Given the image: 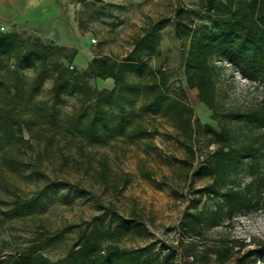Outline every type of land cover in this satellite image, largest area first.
<instances>
[{
    "label": "rangeland",
    "instance_id": "1",
    "mask_svg": "<svg viewBox=\"0 0 264 264\" xmlns=\"http://www.w3.org/2000/svg\"><path fill=\"white\" fill-rule=\"evenodd\" d=\"M6 1V0H5ZM4 0H0V3ZM41 8L42 19L24 20L22 16ZM204 0H7L0 6V31L16 30L54 42L74 54L69 68L83 70L94 57H109L119 62L130 57L134 42L146 34L153 41L141 52L143 62L160 68L167 76V95L180 98L192 108V136L173 119L164 104L148 108L145 84L148 76L129 78L139 85L136 102L126 105L129 124L122 135H113L104 143H90L67 126L75 115L76 96L64 95L58 105L55 122L48 124L37 115L40 106L50 98L51 72L41 90L32 93L31 70L22 71L19 94L27 104L14 124V134L0 143V257L5 258L35 244L51 260L78 242L79 233L92 223H113L106 209L123 217L139 220V230L131 229L116 243L120 248L144 247L162 251V246L196 242L191 264H217L213 249L229 243L233 250L244 243L243 250L260 252L257 264L264 262V207L235 215L231 223L208 228L200 236L181 234L177 226L196 190L211 180L208 155L214 144L208 142L203 123L216 126L211 111L198 99L197 90L188 88L182 72L179 42L173 33L178 10L192 27L207 23ZM36 8V7H35ZM6 10V13L4 12ZM216 89L220 107L238 112L259 108L261 89L245 88L238 73L225 56L216 57ZM99 89L113 87L111 79H91ZM12 78L0 70V97L7 96L5 87ZM117 113L116 108L112 110ZM26 120L25 121H23ZM144 125L149 134L132 138L130 130ZM235 126L239 141L252 143L259 149L260 171L264 178V129L255 122ZM190 149L194 152L191 157ZM107 165L105 178L102 163ZM248 177L241 175L242 182ZM50 186L40 202L27 201ZM208 201L203 197L200 205ZM264 206V205H262ZM107 241L102 242L105 246Z\"/></svg>",
    "mask_w": 264,
    "mask_h": 264
},
{
    "label": "trees",
    "instance_id": "2",
    "mask_svg": "<svg viewBox=\"0 0 264 264\" xmlns=\"http://www.w3.org/2000/svg\"><path fill=\"white\" fill-rule=\"evenodd\" d=\"M204 1L207 23L193 28L184 19L185 12L178 10L173 25L186 86L197 90L199 101L211 111V118L216 122V126L198 123L208 142L215 146L206 166L211 180L196 190L177 226L179 233L193 237L224 222L231 223L240 212L264 207L259 149L252 143L239 141L234 126L255 122L264 129V97L259 101V108L250 112L220 107L213 61L225 56L231 67L237 68L243 76L264 81V0ZM153 39V34L137 38L130 57L123 62L94 57L85 69L77 70L69 68L74 54L69 56L65 47L37 36H23L16 30L0 31V70H5L12 78V86L5 87L8 95L0 97V143L14 134V124L18 125L17 119L25 111L27 102L19 94L24 70L34 72L30 84L32 93L41 90L51 72V100L38 108V117L53 124L64 95L73 94L77 105L67 126L90 143H104L113 135L125 133L129 124L125 107L136 102L135 93L139 89L138 83L129 78L131 74L151 78L145 84L149 95L147 107L164 104L166 110L172 112L173 119L192 136L195 131L193 111L184 102L185 89L179 88L180 98H170L166 93V74L142 61L141 52ZM91 79H111L113 87L99 89L91 85ZM113 108L117 111L115 115ZM129 134L139 138L149 134V130L138 124ZM189 151L193 158V150ZM106 173L107 165L103 162L101 176L105 178ZM241 175L247 176L248 181L243 183ZM49 190V185L44 186L27 205L40 202ZM203 197L208 203L200 205ZM106 211L113 223L87 225L79 233L77 244L56 260H51L32 244L22 252L0 257V264H191L189 257L194 258L196 242L194 239L184 242L181 236L175 244H164L162 251H147L144 247L120 248L116 243L121 236L131 229L139 230L142 224L111 208ZM105 241L108 244L102 246ZM239 245L237 250L229 243L213 249L214 261L217 264H257L260 252L255 248L243 250L245 244ZM258 246H264V240Z\"/></svg>",
    "mask_w": 264,
    "mask_h": 264
},
{
    "label": "built area",
    "instance_id": "3",
    "mask_svg": "<svg viewBox=\"0 0 264 264\" xmlns=\"http://www.w3.org/2000/svg\"><path fill=\"white\" fill-rule=\"evenodd\" d=\"M229 66L230 63H229ZM234 71L238 73V79L240 80V83L242 84L243 87L245 88H251V89H261L262 94H264V81H262L259 78H248L243 76L240 71L237 68H234ZM264 96H260V99H262Z\"/></svg>",
    "mask_w": 264,
    "mask_h": 264
},
{
    "label": "crops",
    "instance_id": "4",
    "mask_svg": "<svg viewBox=\"0 0 264 264\" xmlns=\"http://www.w3.org/2000/svg\"><path fill=\"white\" fill-rule=\"evenodd\" d=\"M7 1V0H6ZM5 0H4V2H2V3H0V6H1V8H3V10H4V8H5V2H6ZM40 3L38 2L36 5H33L34 6V9L33 10H30L29 11V14H26L27 16H25V14L22 16V18L24 19V20H28V19H34V18H37V19H42V16H41V12H42V10H41V8H37L38 6L37 5H39ZM36 7V8H35ZM5 13H6V10L4 11Z\"/></svg>",
    "mask_w": 264,
    "mask_h": 264
}]
</instances>
